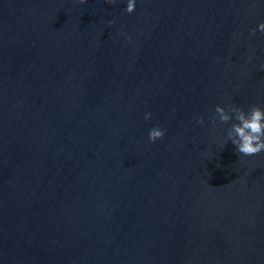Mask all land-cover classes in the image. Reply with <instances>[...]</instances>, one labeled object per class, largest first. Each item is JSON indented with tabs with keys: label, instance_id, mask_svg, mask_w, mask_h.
Masks as SVG:
<instances>
[{
	"label": "water",
	"instance_id": "1",
	"mask_svg": "<svg viewBox=\"0 0 264 264\" xmlns=\"http://www.w3.org/2000/svg\"><path fill=\"white\" fill-rule=\"evenodd\" d=\"M126 4L0 0V264H264V0Z\"/></svg>",
	"mask_w": 264,
	"mask_h": 264
},
{
	"label": "clouds",
	"instance_id": "2",
	"mask_svg": "<svg viewBox=\"0 0 264 264\" xmlns=\"http://www.w3.org/2000/svg\"><path fill=\"white\" fill-rule=\"evenodd\" d=\"M106 3L114 4L116 0H105ZM80 4L86 3V0H79ZM136 0H127L125 12L132 14L135 11ZM259 30L264 33V22L259 23L257 29L252 30V34ZM145 120H150L151 115L146 114ZM217 120L221 124L231 125L227 131V139L235 146L236 151L242 156H256L264 152V108L258 105H251L245 111L242 107L225 104L216 105L214 114L210 117V123L214 126ZM234 121V122H233ZM197 124L203 125L204 118L197 119ZM165 131L154 127L149 129V142L155 143L162 139Z\"/></svg>",
	"mask_w": 264,
	"mask_h": 264
}]
</instances>
